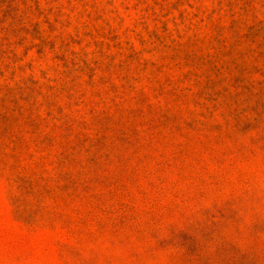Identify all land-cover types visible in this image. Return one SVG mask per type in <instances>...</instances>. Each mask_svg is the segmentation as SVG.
Listing matches in <instances>:
<instances>
[{"label":"rangeland","instance_id":"374dc122","mask_svg":"<svg viewBox=\"0 0 264 264\" xmlns=\"http://www.w3.org/2000/svg\"><path fill=\"white\" fill-rule=\"evenodd\" d=\"M0 264H264V0H0Z\"/></svg>","mask_w":264,"mask_h":264}]
</instances>
